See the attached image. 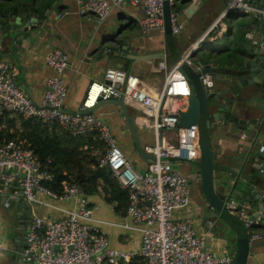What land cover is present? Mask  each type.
<instances>
[{"label": "crops", "instance_id": "obj_1", "mask_svg": "<svg viewBox=\"0 0 264 264\" xmlns=\"http://www.w3.org/2000/svg\"><path fill=\"white\" fill-rule=\"evenodd\" d=\"M227 1L177 0L178 20L183 24V29L179 34L172 35V42H167L165 34L142 33L140 23L145 14L141 4L125 3L113 8L107 18L97 22L92 17L77 15V0H0V59L16 68L18 86L34 104H39L47 89V80L52 76V71L45 65V55L53 49L64 51L69 58L70 67L63 75L66 88L63 109L73 113L79 110L89 84L102 81L104 72L108 68H119L128 76L135 77L140 87L149 92L161 89L168 69L176 64L197 41L203 39L198 50L191 54L193 66L183 65L179 71L188 83L191 82L189 84L191 94H200L202 87L208 92H215L221 85L216 77L227 74L229 69L235 66L234 64L242 63L243 57H248L246 50L260 47V43L264 41V26L259 24V20L257 23L253 22L254 15L251 13L241 14L249 17L237 34L231 30L232 24L228 26L223 23V19L220 18L226 10ZM254 1L257 2L255 5L257 8L264 9V0ZM14 22L21 29L26 24L45 28L41 40L37 41L33 38L28 42L27 33H23L17 42L8 39L7 29L12 30ZM240 35H244L245 39L242 40ZM224 36L226 43L221 48L208 45ZM95 48L97 50H94ZM105 52L108 55L98 59ZM161 61L165 63L167 71L159 70L158 64ZM211 73L214 74L211 83L207 86L202 82L201 86L200 75ZM124 104L133 122L141 149L147 144L146 134L153 135L154 143L153 132L145 129L139 122L141 112L127 103ZM92 115L108 125L116 144L131 162L134 170L143 174L150 160L140 156L135 150L122 110L108 100H100L93 108ZM15 118L9 115V118L3 120L0 129L7 128L11 132L21 130V119ZM47 127V133L51 136H62L61 130L56 126ZM233 136L230 133H222L217 128L212 145L216 163H219L221 153L230 155V162H226L228 166H232L231 160H238L244 151L247 152V156L254 153L262 154L259 148L264 146V138L254 139L248 143L247 133L240 135V139H234ZM163 138L168 144L176 143L175 132H165ZM96 140L94 136H85L75 140L72 145L63 144L69 147V151L75 153L82 165V168L69 170L73 176L79 172L88 174L93 168L88 163L89 159L94 158L99 161L102 157L104 148L101 145L97 149L94 145ZM83 156H87L86 160L82 159ZM198 164V162H190L177 170L189 177V172L192 174ZM110 183L114 190L125 191L127 198L119 196L118 192L111 194ZM253 185L256 191L258 185L254 183ZM12 190L13 186L9 187L6 193L0 189V198L6 196L7 199ZM36 198L42 204L28 203L23 197L21 199L26 202L34 218L43 220L53 221L64 218L66 212L77 209L81 201H85L88 207L96 206L93 224L107 237L109 247L133 253L134 256L130 260L139 257L137 255L141 245L139 226L127 217V191L112 175L108 178V182L98 179L91 194L81 192L75 197L55 200L37 194ZM4 202L5 200L0 203V264H10L17 249L26 250L24 244L27 232L21 237L19 233L13 231L14 214L6 208ZM255 202L254 198H250L247 205V211L254 216L256 213L252 206ZM13 211L19 212L15 208ZM262 216L264 220V215ZM174 217L191 218L194 229L198 234L205 236L206 248L214 256L233 258L230 247L236 246L235 234L228 229L220 216L213 215L212 210L203 211L200 208L198 192H195L192 184H190L187 206L176 210ZM18 228L20 231L29 229L27 224ZM228 237H231V243L227 241ZM253 243L247 264H264V240ZM28 259L29 257L25 255V261ZM142 261L145 264V260Z\"/></svg>", "mask_w": 264, "mask_h": 264}, {"label": "built area", "instance_id": "obj_2", "mask_svg": "<svg viewBox=\"0 0 264 264\" xmlns=\"http://www.w3.org/2000/svg\"><path fill=\"white\" fill-rule=\"evenodd\" d=\"M170 7L171 34L183 29L174 9L175 0H77V15L103 21L113 8L125 3L141 4L144 19L141 31L165 34L164 3ZM251 13L264 19V9L257 8L252 0H228V13ZM216 25V24H215ZM205 37V36H204ZM203 39L197 41L170 69L163 61L159 70H166L161 89L149 92L140 87L135 77L119 68H108L103 80L91 82L78 111L63 109L66 88L63 75L70 67L67 54L61 49L47 52L45 65L52 71L47 89L39 104L34 102L17 84L16 68L0 59V115L8 114L22 119H36L43 124L56 126L72 137L94 136L102 144L104 153L100 167H107L117 183L127 191L126 215L139 226L141 245L137 255L145 264H233L231 256L216 257L207 248L205 236L196 232L191 218H175L174 212L187 206L190 195L189 177L177 168L199 162V129L197 124L180 126V117L189 109L191 95L187 79L179 71L183 65L193 66L192 52L198 50ZM257 44L256 42L254 43ZM264 44V41L260 43ZM205 85L211 83L209 74L200 75ZM118 99L141 112L139 122L153 132L154 143L142 147L144 154L152 156L143 174L136 172L116 144L108 125L92 114L100 100ZM175 132L176 143L168 144L163 133ZM264 152V146L259 148ZM51 179L46 166L35 160L22 141L0 144V180L12 185L9 199L22 196L28 203H40L36 195L55 199H68L81 194L75 183H62L60 195L45 186ZM96 206L88 207L81 201L77 209L66 212L64 218L43 220L34 218L25 236L26 255L34 264H121L128 263L132 253L109 247L107 237L93 224ZM225 209L243 225L250 241L264 240V222L251 218L247 207L229 201ZM261 226V227H260Z\"/></svg>", "mask_w": 264, "mask_h": 264}, {"label": "water", "instance_id": "obj_3", "mask_svg": "<svg viewBox=\"0 0 264 264\" xmlns=\"http://www.w3.org/2000/svg\"><path fill=\"white\" fill-rule=\"evenodd\" d=\"M254 5L257 2L252 0ZM17 18L14 17V20ZM264 26V19L253 18V22ZM17 21V20H16ZM164 22L165 35L167 42H172L173 37L170 28V7L167 1L164 3ZM13 29H7V38L19 41L23 33L28 34V42L34 38L41 40L45 28L38 25L31 26L26 24L24 28H20L17 23H13ZM94 50H97L96 48ZM122 51H124L122 49ZM122 53V52H120ZM248 57H243L242 63L234 64L227 74L216 77L220 82V87L216 91L208 92L202 87L200 94H191L189 97V109L180 117V126L187 127L197 124L198 118L208 116V120L216 122L215 127L222 133H230L234 135V139H240V135L247 133V142L254 139L264 138V44L260 47H251L246 50ZM108 54H101L98 59ZM211 77L214 74H209ZM201 86H202V81ZM191 84V82L189 83ZM229 94V97H228ZM108 102L117 105L125 117L128 130L132 135L134 148L140 156L153 160L152 156L145 155L139 145L133 122L127 114V108L122 100L110 99ZM93 109L84 111V114H92ZM208 123V121H207ZM199 164L195 171L189 172L190 184L198 192L199 206L203 211L212 210L213 215L220 216L223 223L226 224L236 237V246L230 247L233 255V264H247L249 253L253 247V241H250L242 223L227 210L225 204L229 201H235L247 207L250 198L256 201L252 209L256 215L248 212L251 218L259 217L264 222V152L262 154L254 153L247 156V152L239 157L238 160H231L232 166L227 165L230 162V155L224 153L219 155V163H216L212 146L207 138H202L199 142ZM259 171V173H256ZM258 185V189L254 190ZM12 185H6L0 180V189L6 193ZM21 196L14 199H6L1 196L0 203L4 200V205L14 214L15 226L12 227L19 236H25L27 229L19 230V226L27 224L30 227L34 217L26 202ZM22 203V205H21ZM15 208L18 211H13ZM231 237L227 241L231 243ZM26 246V242L24 244ZM26 250L19 248L15 251L14 258L10 260V264H33L35 261L29 256L25 261ZM34 260V261H33Z\"/></svg>", "mask_w": 264, "mask_h": 264}, {"label": "trees", "instance_id": "obj_4", "mask_svg": "<svg viewBox=\"0 0 264 264\" xmlns=\"http://www.w3.org/2000/svg\"><path fill=\"white\" fill-rule=\"evenodd\" d=\"M175 1L177 2V0ZM174 9L177 11L176 4ZM239 15L241 14L230 12L222 21L224 24L230 26ZM240 36L242 40L245 39L244 35ZM5 118H9V115H0V127ZM16 118L21 119V130L11 132L7 128L0 129V144L12 140L22 141L24 147L32 152L35 160L40 163L41 166H46L48 168L51 179L45 182V186L51 191L60 195L62 192V183L70 182L77 184L83 194H91L94 191L98 179H103L104 182H108V178L112 175L111 172L106 167H100L98 160L94 158L88 161L93 167L89 170L88 174L79 172L73 176L72 173L69 172L70 169L82 168V165L76 158L75 153L69 151V147L63 146V144L72 145L75 140L83 137H72L63 131H60L62 136H51L50 133H47L48 125L33 118ZM96 141H94V145L98 149L102 144ZM86 157L83 156L82 159L86 160ZM109 185L111 194L113 192H118L119 196L127 198L125 191H121L120 189L114 190L113 185L111 183ZM127 264H143V261L140 257H134Z\"/></svg>", "mask_w": 264, "mask_h": 264}, {"label": "flooded vegetation", "instance_id": "obj_5", "mask_svg": "<svg viewBox=\"0 0 264 264\" xmlns=\"http://www.w3.org/2000/svg\"><path fill=\"white\" fill-rule=\"evenodd\" d=\"M228 97H229V94H228ZM197 122H198L197 126L199 129V142L201 141L202 138L204 139L208 137V140L212 146L213 139L215 137V133L218 128V127L217 128L215 127L216 122L209 121L208 116L206 118H204V116L199 117ZM212 150H213V146H212Z\"/></svg>", "mask_w": 264, "mask_h": 264}, {"label": "rangeland", "instance_id": "obj_6", "mask_svg": "<svg viewBox=\"0 0 264 264\" xmlns=\"http://www.w3.org/2000/svg\"><path fill=\"white\" fill-rule=\"evenodd\" d=\"M248 17L249 16L239 15L233 21L232 25L230 26L231 30L236 32V34L238 32H240L239 30L241 29L242 25L246 22V20H248ZM225 43H226V36L220 37V38L216 39L214 42H212V43H210L208 45L211 46V47H214V48H221L223 45H225ZM146 137H147V144H152L153 143V135L151 133L150 134H146Z\"/></svg>", "mask_w": 264, "mask_h": 264}]
</instances>
